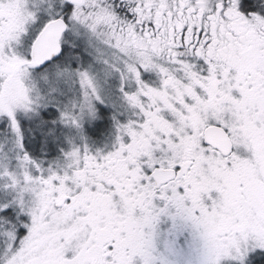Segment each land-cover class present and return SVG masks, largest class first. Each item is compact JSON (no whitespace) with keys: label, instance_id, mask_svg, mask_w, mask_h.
Returning <instances> with one entry per match:
<instances>
[{"label":"snow or ice","instance_id":"obj_1","mask_svg":"<svg viewBox=\"0 0 264 264\" xmlns=\"http://www.w3.org/2000/svg\"><path fill=\"white\" fill-rule=\"evenodd\" d=\"M0 264H264V0H0Z\"/></svg>","mask_w":264,"mask_h":264}]
</instances>
